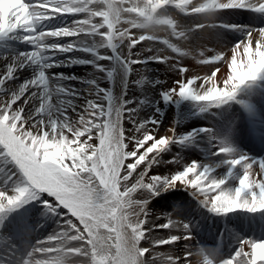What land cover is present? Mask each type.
<instances>
[{"label":"snow or ice","instance_id":"obj_1","mask_svg":"<svg viewBox=\"0 0 264 264\" xmlns=\"http://www.w3.org/2000/svg\"><path fill=\"white\" fill-rule=\"evenodd\" d=\"M246 4L247 0H39L33 4L27 0H0V38L22 30L28 33L24 40L39 47L46 36L70 37L84 30L106 29L102 36L113 48L119 41H127L130 48L145 41L161 42L172 52L186 55L171 39L184 40L185 32L172 19L162 16L161 9L171 5L186 15L210 17L218 9L243 8ZM255 10L264 12V3ZM79 13L89 18L79 20L75 30L35 34L36 25L50 19V14ZM159 30L167 32L169 38L161 40L156 34ZM32 56L38 58L37 53ZM158 59L164 62L165 58ZM221 60L224 57L216 55L213 60L200 62ZM180 71L187 69L181 67ZM258 80H264V29L232 50L226 73L218 68L202 80H178L177 87L166 92L164 99L178 95L220 106L235 100L244 87ZM43 82L41 74L33 83ZM90 107L94 111L87 121H81L79 130L56 123L50 125V130L35 124L28 126L22 111L13 112L10 104L0 108V158L11 161L23 179L12 194L0 190V219L41 194L52 198L51 202L46 200L45 206L53 213L57 208L64 212L63 229L37 242L24 264H193L192 248L182 255L161 251L181 239L190 241L191 236L176 234L187 232L188 225L172 219L171 214H166L167 222L160 216L155 217L158 223L153 222L148 209L151 199L179 187L193 190L202 205L217 215L238 210L264 212V160L249 162L244 156L230 159V165L243 168L234 190L224 188V179L211 178L210 170H199L195 162L176 174L150 175L155 154L168 148L172 135L150 130L156 127V121L138 123L139 131L134 129L129 135L118 109ZM231 151L227 147L220 149L225 154ZM134 173L138 179L129 185ZM137 190L144 198H132ZM162 230L167 232L161 235ZM198 255L200 264H214L211 253L200 249ZM223 264H264V241H242Z\"/></svg>","mask_w":264,"mask_h":264},{"label":"bare ground","instance_id":"obj_2","mask_svg":"<svg viewBox=\"0 0 264 264\" xmlns=\"http://www.w3.org/2000/svg\"><path fill=\"white\" fill-rule=\"evenodd\" d=\"M27 2L33 4L38 3L39 0H27ZM193 2H199V0H193ZM261 3H264V0H247V4L243 8L218 9L210 17L186 15L171 5L161 9L160 12L168 10L171 14H180L186 18L195 17L202 22L198 25H202L201 27L193 26L184 31L186 39L181 40L180 48L186 55H181L179 66L187 71L181 72L179 68L175 72L176 75L173 77L171 86L176 88L178 80L197 77L202 80L218 68L222 73H226V63L231 59L232 50L237 45L246 43L250 35L255 36L261 29H264V12L255 10ZM88 18L86 13L50 14V19L36 25L35 34L38 35L51 28H55L56 31L65 28L75 30L79 20ZM246 18L249 21L244 22ZM104 31L106 29H101L99 32L84 30L78 35L70 37L46 36L40 41L39 47L33 42L25 41L24 37L28 33L22 30L0 38V108L10 104L13 112L22 111L28 126L35 124L40 125L42 129L50 130L51 123H48L47 118L52 115L49 111L53 109H46L42 103H36L39 92L44 89V86L43 83H33L39 81L43 74L44 81H50L48 85L56 93V99L63 97L60 100V106L54 108V115L58 119L56 124L60 127L67 126L79 130L82 128L81 121H87L94 111L90 107L91 105L106 109L105 94L109 88L110 74L114 72L120 94L115 109L120 111L121 123L124 127L125 97L128 91L130 69L117 53L118 42L115 48L110 47L102 36ZM87 32L88 34H86ZM14 40L21 42L22 52H18L19 48L15 49L9 44ZM66 43L74 44V47L63 48ZM2 46L5 47L1 49ZM60 48L66 49V51H59ZM37 50L44 54L54 53L55 63L39 65L37 59L32 56ZM216 55H222L224 60L208 64L200 62L202 59L213 60ZM174 61L175 58L170 59V62L175 63ZM166 68L169 69V67ZM166 75L172 76V73L168 72ZM22 78L25 79L24 84H18ZM259 93L264 95V80H258L244 87L235 100L229 101L235 104L236 101H240L241 107L232 109L226 107L225 104L210 106L181 98L178 95L172 96L170 109L158 129V134H171L174 137V125L183 118L192 117V121L188 125V131L195 134L191 160L198 164L201 171L207 167L210 170L211 178L224 179L226 183L236 180V187H238L239 178L243 175V168L239 165L233 167L228 161L238 159L240 156L247 157L249 162L264 160V96L254 102L252 100L253 95ZM13 101L15 102L13 103ZM208 109L216 111L217 117H220L219 123L216 122V114L206 113ZM209 115L214 123L208 121ZM224 147L230 148L232 151L227 154L220 152V149ZM22 183L23 179L15 165L11 161L0 158V190L12 194V190ZM38 199L52 200L47 197V194H41ZM38 199L30 200L0 219V255L6 253L8 241L16 246L14 252L15 256H18V253L23 252L26 248L27 241L32 244L34 249L37 242L47 240L59 233L56 232L42 240L35 238L44 227L50 226L45 222L48 221V217L54 216L51 210L41 211V214L38 215L30 214L28 217H24V220L17 217L19 212L25 208L27 211L32 206L36 208ZM148 209L150 213L155 211V208L149 204ZM188 211L190 214L196 213L198 217L186 223L188 225L187 232L177 231L176 234L189 235L191 240L181 239L177 241L176 245L164 246L161 251H171L175 255H182L187 249L192 248L193 264H200L198 255L200 250L196 246H191L192 234L200 232L199 215L207 218L209 211L206 207H199L200 213L197 210ZM60 212L62 211L60 210ZM155 212L157 213L153 216V222H155V217L160 216L159 211ZM190 218L186 217V220ZM53 226L63 229V225H58L56 221ZM53 232H55L54 229ZM199 241L201 245L203 242L207 243L203 237H199ZM142 244L148 246L147 241H143ZM219 248L220 242L217 244L216 251L210 250L214 258L221 253L218 254ZM30 251L28 250V253ZM215 252L217 255L214 254ZM6 254L8 258L0 256V261L10 264L9 253ZM2 258L4 260H1ZM27 259H29V255ZM24 262L14 261L12 264H24Z\"/></svg>","mask_w":264,"mask_h":264},{"label":"rangeland","instance_id":"obj_3","mask_svg":"<svg viewBox=\"0 0 264 264\" xmlns=\"http://www.w3.org/2000/svg\"><path fill=\"white\" fill-rule=\"evenodd\" d=\"M160 14L169 19L170 17L177 18L175 19L174 23H176L178 25V28L183 31L191 24L195 25L201 23V21L193 19V17L183 18L180 17V15L171 16L169 11H164ZM137 31L138 30L133 29V32ZM156 34L161 37V40L169 38L168 33L163 30L157 31ZM171 39L173 43L176 42L175 38ZM176 44L179 47V41H177ZM116 50L118 55L126 62L127 66L130 69L128 82L129 85L127 96L125 97L126 103L123 117L125 131L129 135H131L134 129L139 131L136 128L138 123L148 125L151 124L152 121H156V127L150 130L156 131L158 133V129L166 119L171 106V99L165 100L164 97H161L162 91L166 93L169 92L170 89H172L168 86L170 83V77L165 76V70L163 69V67L166 68L168 66L169 60L171 58H175L176 63H174L172 69H170V71H172V76L174 77L176 75L175 72L180 68L179 55L172 52L171 49L167 48V46L161 42L150 41H145L141 44H137L135 48H130L127 41H120L116 45ZM161 56L165 58L164 62H160V60L158 59V57ZM132 59H139L141 62L138 64L128 63V61ZM37 61L38 63L42 62L41 54H38ZM109 80V88L107 89L105 94L106 110L115 108V105L117 104V101L120 97L119 87L116 84L114 72H111ZM24 81L25 79L22 78L21 83H23ZM48 84L49 83L46 82L45 92L43 93L44 99L41 100V103L46 109H53L52 111L48 110L49 113L52 114L47 118V120H49L48 123H58V119L54 115V108L57 106L59 107V103H56L55 93L50 89L51 87ZM208 114L210 113L208 112ZM208 120L211 122L210 115L208 117ZM190 121L191 118H183L174 125L173 133L175 135V142H171L168 148L163 152L155 154V163L150 166V175H160L162 177H165L170 174H176L178 171H182L184 167L192 164L190 157L192 153L189 147L193 144L192 139H194V134L188 135V133H185L187 130V128L185 127L190 123ZM180 140H183V142L180 143ZM136 179H138V177L134 173L133 177H131L128 182L129 185L134 183ZM236 184V180H231L225 183L223 187L226 189L234 190L236 188ZM132 198L135 200L142 199L144 197L142 196L141 191L137 190L132 194ZM47 201L51 202V200ZM45 202V199H38L37 207L35 208L32 206L30 210H33V213L35 214L41 213V211L43 212L44 210L50 211V208L45 206ZM149 204L153 207H158L160 212H163V214H161L163 217L161 218L163 222L165 220L164 217H167L166 214H171L172 217L174 216V212L179 213L181 211H185L186 209H198V207L202 205L201 201L194 195L193 190H187L181 187L163 192L161 195H158L154 199H151ZM59 212L60 210L58 209L55 211L54 216L48 217L47 224L50 226H46L41 231H39L38 235L36 236V240H40V238L52 236L56 234V232H60L61 229H59L58 226H53V223L55 221L58 222V225L64 226V213ZM26 214L27 211L23 210L18 214V217H24L26 216ZM187 215V212L179 213V218H184V216ZM260 216L264 217V215H261V213H249L242 210L228 213L226 215H220V217H224L226 220H230L232 219V217H241V220H244L245 223L250 226L253 225L254 222L258 221L261 218ZM52 228L55 230V232H53ZM166 231L167 230H162L159 232V234L163 235L166 233ZM248 233L246 234L248 235ZM245 235H243L241 239H243ZM259 241H264V239Z\"/></svg>","mask_w":264,"mask_h":264}]
</instances>
